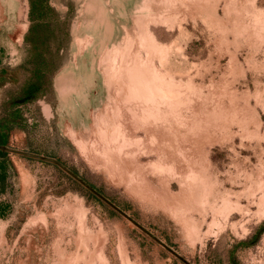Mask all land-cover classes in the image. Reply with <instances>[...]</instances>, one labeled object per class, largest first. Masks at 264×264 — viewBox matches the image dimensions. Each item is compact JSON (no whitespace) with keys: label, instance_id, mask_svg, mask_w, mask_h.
<instances>
[{"label":"rangeland","instance_id":"rangeland-1","mask_svg":"<svg viewBox=\"0 0 264 264\" xmlns=\"http://www.w3.org/2000/svg\"><path fill=\"white\" fill-rule=\"evenodd\" d=\"M29 7L0 0L7 146L118 209L7 152L0 264H264V0H41L40 75Z\"/></svg>","mask_w":264,"mask_h":264},{"label":"trees","instance_id":"trees-1","mask_svg":"<svg viewBox=\"0 0 264 264\" xmlns=\"http://www.w3.org/2000/svg\"><path fill=\"white\" fill-rule=\"evenodd\" d=\"M41 2V0H29V11H28V17L30 19V24L28 25L27 31L24 35V42H30L31 43V53L28 55L27 61L30 62L33 67L34 71L37 73V75H40L43 70L47 69L49 66L48 60L42 55V50L40 49V46L42 44V32L47 30V25L43 24L39 25L35 22H33V15L35 14V8L36 3ZM32 35H34L32 37ZM31 37L32 40L29 39ZM35 39L40 40L38 44L35 42ZM30 49V48H29ZM48 66V67H47ZM10 119V118H9ZM4 134L0 132V145L4 144ZM7 152L0 150V190H4V180L7 176Z\"/></svg>","mask_w":264,"mask_h":264},{"label":"water","instance_id":"water-1","mask_svg":"<svg viewBox=\"0 0 264 264\" xmlns=\"http://www.w3.org/2000/svg\"><path fill=\"white\" fill-rule=\"evenodd\" d=\"M0 150L1 151H5V152L15 153V154L23 155V156H26V157H32V158H36V159H40V160H43V161L54 163L60 169H62L64 172H66L70 177H72L73 179L78 181L80 184H82L84 187H86L88 190H90L92 193H94L95 195L100 197L102 200L107 202L113 208L118 209L114 204H112L110 201H108L103 195H101L90 184H88L86 181H84L82 178H80L76 173H74L71 169L66 167L59 160H57L55 158H52V157H48V156H44V155H40V154H36V153L24 151V150L15 149V148H12V147H9V146H6V145H0Z\"/></svg>","mask_w":264,"mask_h":264},{"label":"crops","instance_id":"crops-1","mask_svg":"<svg viewBox=\"0 0 264 264\" xmlns=\"http://www.w3.org/2000/svg\"><path fill=\"white\" fill-rule=\"evenodd\" d=\"M11 122L7 123V122H3V120L0 121V132L4 134V138H5L3 141L4 143L3 145H6V146L9 143V139H10L7 133L10 132L11 129L13 128L12 126H14V123H11Z\"/></svg>","mask_w":264,"mask_h":264}]
</instances>
